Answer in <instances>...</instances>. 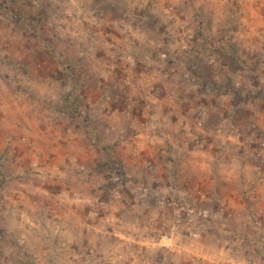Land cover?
<instances>
[{
	"label": "rangeland",
	"instance_id": "1",
	"mask_svg": "<svg viewBox=\"0 0 264 264\" xmlns=\"http://www.w3.org/2000/svg\"><path fill=\"white\" fill-rule=\"evenodd\" d=\"M0 264H264V0H0Z\"/></svg>",
	"mask_w": 264,
	"mask_h": 264
}]
</instances>
